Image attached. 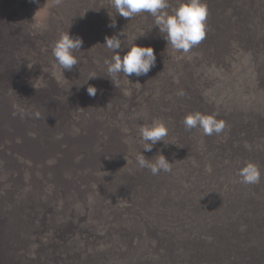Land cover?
<instances>
[{
  "label": "bare ground",
  "instance_id": "bare-ground-1",
  "mask_svg": "<svg viewBox=\"0 0 264 264\" xmlns=\"http://www.w3.org/2000/svg\"><path fill=\"white\" fill-rule=\"evenodd\" d=\"M169 2L170 11L177 0ZM230 2L204 0L205 39L181 55L166 48L150 15L116 16L109 0H0V264H260L264 0ZM11 8L28 11L23 35ZM70 26L84 43L67 80L52 75V52L40 65L36 56L20 64L23 40L52 46ZM121 31L125 45L143 31L136 43L155 49V67L133 83L111 82L105 71L112 53L101 44ZM195 112L225 128L185 130ZM153 120L167 126L166 145L143 154L162 151L172 163L157 175L136 163L138 128ZM249 162L260 169L257 184L240 182Z\"/></svg>",
  "mask_w": 264,
  "mask_h": 264
},
{
  "label": "clouds",
  "instance_id": "clouds-1",
  "mask_svg": "<svg viewBox=\"0 0 264 264\" xmlns=\"http://www.w3.org/2000/svg\"><path fill=\"white\" fill-rule=\"evenodd\" d=\"M109 3L115 10L116 16L119 15L127 20L141 14L150 15L153 18V29L158 30L160 38L165 41L166 48H170L174 54L187 55L205 39L208 9L204 0H177L176 6L170 11L169 0H109ZM109 17L111 22L108 27L115 28L116 19L110 15ZM70 29L71 26L66 32L61 33L51 46L52 75L57 80H67L65 72H71L78 65L77 53L82 52L83 38L72 35ZM122 36L124 39L120 38ZM145 36L141 31L139 35H133L127 45L124 43L127 37L123 35V31L112 36H105L104 43L101 45L112 53L111 58L105 60L107 77L111 82L119 84L117 78L122 76L127 82L133 83L131 77L146 76L155 67L157 59L155 49L136 43L138 39ZM124 49L127 51L124 52ZM121 52H124L123 56ZM96 78H98L96 73H90L88 81ZM97 91L93 85H88L86 88V93L91 98L96 96ZM179 94L183 95V92ZM182 123L185 130L199 129L204 136L220 134L225 128V122L218 120L215 115L200 112L187 114ZM168 132L162 120H153L151 124L139 126V139L143 144V149L136 156L139 168H147L153 175L172 170V163L162 154V151L154 159H148L143 154L151 152L157 143L163 142L166 145L165 139ZM239 177L243 184H257L260 182L261 172L256 164L249 162L239 170Z\"/></svg>",
  "mask_w": 264,
  "mask_h": 264
},
{
  "label": "rangeland",
  "instance_id": "rangeland-1",
  "mask_svg": "<svg viewBox=\"0 0 264 264\" xmlns=\"http://www.w3.org/2000/svg\"><path fill=\"white\" fill-rule=\"evenodd\" d=\"M239 5L240 6V8H243L242 6H244V5H242V4H240L239 3V0H231V2L230 3H228L227 5H232L233 4V7L235 8V9H238V7L239 6H237L236 7V5ZM57 6V12H60V10H61V8H62V3H60L59 2V4L58 5H56ZM239 8V9H240ZM12 9V8H11ZM24 9V8H23ZM21 10V11H14L13 9V11H12V13H11V15H10V17H11V19H12V21H13V24H14V26L16 27L15 29H17L18 31H19V33H21V35H23L24 34V32L26 31V26H25V20H26V14H27V9H24V10ZM64 11V10H63ZM237 12H235V14H236ZM238 14V13H237ZM224 22V21H223ZM226 23H228V22H230V21H225ZM225 23V24H226ZM66 27V26H65ZM65 27H63V28H61V30H62V33L63 32H65ZM232 26H229L228 27V29H230ZM67 29H68V27H67ZM262 44L264 45V37H262ZM30 40V39H29ZM23 43H24V48L23 47H21V48H19V49H17V52L18 53H22L21 54V57H20V64H21V60L24 58V57H28V56H34L33 58H35L36 59V57H37V59H38V62H39V65H40V61H39V59H41L44 55L45 56H47L48 54H50L51 52H52V48H51V45H47V41H45V43L44 42H34V41H32V40H30V44H29V41H27V40H23ZM9 50L7 51L8 52V55L9 54H12L13 52H15V47H14V45H10L9 47ZM36 56V57H35ZM13 69L15 70V68L13 67ZM23 71H24V68H23ZM106 71V70H105ZM25 72V71H24ZM52 88H54V91L57 93V92H59V93H62V90H61V88H59L57 85H54V84H52ZM30 93H32L31 91H30ZM57 94L56 96H55V98H54V100H56L58 103L60 102V104L62 103V96L60 95V94ZM32 94H34V93H32ZM53 95H54V93H53ZM72 96H73V94H71ZM65 98H68V97H65ZM28 106V105H27ZM27 106H25V109H26V107ZM182 109H180V113L182 114V112L184 113V110L183 111H181ZM261 132L259 133V135L261 134V136H258V141H260V140H262L263 138H264V128L263 129H261L260 130ZM262 137V138H261ZM185 139L188 141L189 140V137L186 135L185 136ZM186 156V159L188 158V157H190V156H188L187 154L185 155ZM261 162V164L263 163L262 161H260ZM7 247V246H6ZM4 252V251H3ZM260 264H264V259L260 262Z\"/></svg>",
  "mask_w": 264,
  "mask_h": 264
}]
</instances>
